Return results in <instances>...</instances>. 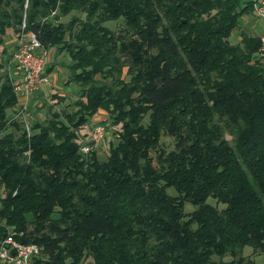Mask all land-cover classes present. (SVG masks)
Here are the masks:
<instances>
[{
	"label": "trees",
	"instance_id": "16d2710c",
	"mask_svg": "<svg viewBox=\"0 0 264 264\" xmlns=\"http://www.w3.org/2000/svg\"><path fill=\"white\" fill-rule=\"evenodd\" d=\"M251 3L0 0V43L23 18L67 52L77 86L72 110L27 134L6 114L0 58V236L35 243V264H253L241 250L264 252V62L257 35L227 40ZM97 110L115 127L101 160L79 151Z\"/></svg>",
	"mask_w": 264,
	"mask_h": 264
},
{
	"label": "rangeland",
	"instance_id": "374dc122",
	"mask_svg": "<svg viewBox=\"0 0 264 264\" xmlns=\"http://www.w3.org/2000/svg\"><path fill=\"white\" fill-rule=\"evenodd\" d=\"M246 1V0H242ZM71 15L78 16L80 15L79 12H71L65 16H61L58 18V21L61 23H66ZM241 21H239V26H236L229 34L227 40L230 44H236L239 40V34L240 32L246 33V34H252L257 35V30H259V27L261 28L262 23L260 20L254 17V15L250 11L246 14L241 16ZM247 20L249 22V26H247L249 31L243 26L244 20ZM24 20L23 18L21 19ZM55 21V20H54ZM53 21V22H54ZM56 22V21H55ZM243 23V24H242ZM252 24V25H250ZM106 27H109L114 32H117L120 28H122V24L119 20L114 22H106L104 23ZM246 30V31H245ZM252 32V33H249ZM257 33V34H256ZM15 37V36H14ZM13 45V37L9 36V33H6L4 37H2V41L0 43V58H2L4 61H6L11 53V47ZM55 49V48H54ZM49 56V53H48ZM53 62H56L58 69L55 71L54 74V82H52L51 78L45 77L46 72H43V76L45 77L44 86H45V93L40 90L37 102L34 104L35 106H31V102L28 98L26 102V112L29 113V116L24 117L25 121L28 122V125H30L32 122L35 121H42L46 119L50 112L59 111V110H72V107L70 105L67 106V104L72 102L75 97L77 96V86L68 80L70 78V70H69V58L68 54L65 50H60L56 54H54L52 58ZM264 62V61H263ZM11 66V62L8 61L7 65H4V70L8 71V76L13 81H19L21 79V74L17 71H15L12 68H9ZM124 79L127 80L128 77L124 75ZM37 89V88H36ZM35 99V98H34ZM32 101V100H31ZM37 104H40L37 106ZM10 111V109H8ZM7 111V113H8ZM32 114V115H30ZM95 118L92 119L89 118V121L83 126L84 131H88L90 125L98 124L99 121H103L106 118V113H104L101 110L96 111ZM106 123V120H104ZM115 127L110 125L109 122L107 123L105 129H104V139L100 141V143L95 147V152L97 154L98 159H103L106 154V141L107 139L115 140ZM84 140L85 137L83 138ZM81 143V142H80ZM162 143L166 150H169L173 147V140L170 137L163 136L162 137ZM166 192L168 194H171L173 192L172 188H167ZM0 194H2L0 192ZM192 205L188 202H185L183 205V211L189 212L192 210ZM241 256L244 259H248L252 261L253 264H264V252H260L257 250H253L249 246H244L241 250ZM214 259H218L217 257H213ZM224 259H227V256L224 257ZM85 261H82L80 264H84Z\"/></svg>",
	"mask_w": 264,
	"mask_h": 264
},
{
	"label": "built area",
	"instance_id": "2783aa9c",
	"mask_svg": "<svg viewBox=\"0 0 264 264\" xmlns=\"http://www.w3.org/2000/svg\"><path fill=\"white\" fill-rule=\"evenodd\" d=\"M251 12L261 21L262 31L258 35L256 59L264 61V0H252ZM14 69L21 74L19 81L12 80V89L16 95L14 118L20 119L24 131L28 134L29 125L24 117L26 102L38 84L45 81L43 72L48 63V49L42 48L38 38L31 31H24V20L20 25V32L16 36L15 46L10 57ZM105 126L103 124L90 125L88 136L79 145L83 154L90 152L103 138ZM9 230L0 236V264H35L39 248L35 243L23 242Z\"/></svg>",
	"mask_w": 264,
	"mask_h": 264
},
{
	"label": "crops",
	"instance_id": "0c3cea01",
	"mask_svg": "<svg viewBox=\"0 0 264 264\" xmlns=\"http://www.w3.org/2000/svg\"><path fill=\"white\" fill-rule=\"evenodd\" d=\"M241 19H242V18H240L239 21H241ZM243 20H244V19H243ZM242 24H243V23H242ZM248 24H249V22H248L247 20H244V25H243V26L247 29V31L251 30V29H249V28L247 27V26H249ZM250 25H252V24H250ZM262 28H263V27L261 26V28L259 27V30H257L258 35H259V33L262 31ZM245 31H246V30H245ZM249 33H252V32H249ZM257 33H256V34H257ZM252 34H253V33H252ZM15 41H16V38L13 37V45H12V47H11V53H10V55H9V57H8V60H9V61H10V57H11V54H12L13 49H14V46H15ZM59 51H60L59 49L57 50V49H54V48H49V49H48V53H49V56H48V63H47V65H46L44 71L46 72L45 77H47L48 79L51 78L52 82H54V80H55V78H54V74H55V71L58 69L56 62H53L52 58H53L54 54H56V53L59 52ZM48 67H50L49 70H47ZM9 68L14 69V67H13L12 64H11V66H9ZM14 70H15V69H14ZM15 71H16V70H15ZM7 72H8V71H7ZM43 84H44V81L41 82V83H39L37 89H36L35 91H33V93L31 94V97L29 98L32 107H34V106H35L34 104H36V102H37V97H38V94H39L40 90H42L44 93L46 92V91H45V86H44ZM34 98H35V99H34ZM31 100H32V101H31ZM39 105H40V104H37V106H39ZM7 111H8V110H7ZM13 112H14L13 109H10V111H8V113L6 112V114L8 115L9 118H11V117H13ZM30 115H32V114H30ZM95 116H96V114H94V115L92 116V119L95 118Z\"/></svg>",
	"mask_w": 264,
	"mask_h": 264
}]
</instances>
